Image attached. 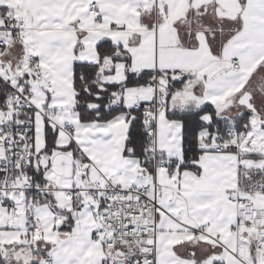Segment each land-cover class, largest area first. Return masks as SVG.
<instances>
[{"label": "snow or ice", "instance_id": "1", "mask_svg": "<svg viewBox=\"0 0 264 264\" xmlns=\"http://www.w3.org/2000/svg\"><path fill=\"white\" fill-rule=\"evenodd\" d=\"M0 264H264V0H0Z\"/></svg>", "mask_w": 264, "mask_h": 264}]
</instances>
